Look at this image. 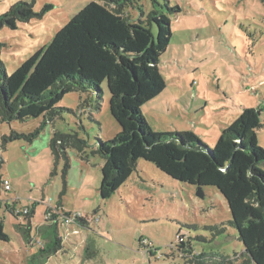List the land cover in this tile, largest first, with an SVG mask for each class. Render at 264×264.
<instances>
[{
  "label": "rangeland",
  "instance_id": "obj_1",
  "mask_svg": "<svg viewBox=\"0 0 264 264\" xmlns=\"http://www.w3.org/2000/svg\"><path fill=\"white\" fill-rule=\"evenodd\" d=\"M26 1L0 0V16ZM92 1L35 0V12L45 5L53 9L16 31L0 30V61L6 73L15 71L19 59L24 62L48 45ZM168 3L172 12L163 10L172 36L159 64L166 88L141 109L149 129L154 134L192 133L213 149L235 113L243 107L258 108L262 127L257 145L264 150V84L259 85L264 81V5L258 0ZM141 5L146 13L151 10L149 0H141ZM102 90L99 107L87 94L65 95L58 107L69 112L47 124L32 143L20 140L1 148L2 137L12 131L29 134L42 118L0 123V178L10 186L9 192L0 186V264H27L44 243L39 229L53 223L62 246L46 264H243L244 249L235 231L224 226L223 235L216 236L209 230L222 228L231 218L225 199L214 188L202 189L200 197L197 188L175 182L139 160L127 182L110 199H100L103 161L89 152L95 139L112 140L119 132L109 112L106 86ZM54 132H76L88 145L87 159L67 150L70 170L64 194L63 160L54 164L49 150ZM25 210H33V216ZM66 213L81 216L87 225L65 224ZM27 225L30 243L23 238L22 226ZM180 236L187 245L182 249Z\"/></svg>",
  "mask_w": 264,
  "mask_h": 264
},
{
  "label": "trees",
  "instance_id": "obj_2",
  "mask_svg": "<svg viewBox=\"0 0 264 264\" xmlns=\"http://www.w3.org/2000/svg\"><path fill=\"white\" fill-rule=\"evenodd\" d=\"M149 1L151 10L146 13L141 0H94L11 75L0 61V123H24L42 118L40 125L29 134L12 131L2 137L1 148L20 140L32 143L47 124H53L62 113L69 112L58 107L69 93L87 94L99 107L102 87L106 86L109 112L119 132L112 140L95 139L89 152L103 161L100 199H110L131 177L139 160L152 164L175 182L200 190L214 188L225 199L231 218L220 225L222 228L216 226L209 230L220 236L225 232L224 226L233 229L244 249L243 264H264V171L261 169L264 150L257 145V131L262 127L260 109L244 108L221 131L213 149L192 133H152L141 109L166 88L159 64L169 47L172 32L169 16L163 9L169 13L172 10L168 0ZM258 1L264 5V0ZM34 6L35 0H27L10 7L0 16V30L16 31L20 24L39 20L53 9L45 5L37 13ZM88 97L85 106L90 101ZM87 148L85 140L76 132L52 134L49 150L54 164L63 160L62 194L70 170L67 150L72 149L87 159ZM33 213L29 210L26 215L32 217ZM74 220L81 226L87 225L80 216ZM22 228H26L23 238L30 243V226ZM39 232L44 243L27 258V264H46L61 249L57 223ZM179 238L182 249L187 245L183 243V236Z\"/></svg>",
  "mask_w": 264,
  "mask_h": 264
},
{
  "label": "built area",
  "instance_id": "obj_3",
  "mask_svg": "<svg viewBox=\"0 0 264 264\" xmlns=\"http://www.w3.org/2000/svg\"><path fill=\"white\" fill-rule=\"evenodd\" d=\"M3 188L5 190V192H9L10 190V186H9V183L7 181H3ZM50 210V209H49ZM51 211V210H50ZM50 211L46 214V219L48 220V214H50ZM27 213V210H25V214ZM75 216H79V215H72V216H68L66 217L67 219L65 220V224H71L72 221H75L74 220V217ZM81 217V216H80Z\"/></svg>",
  "mask_w": 264,
  "mask_h": 264
},
{
  "label": "crops",
  "instance_id": "obj_4",
  "mask_svg": "<svg viewBox=\"0 0 264 264\" xmlns=\"http://www.w3.org/2000/svg\"><path fill=\"white\" fill-rule=\"evenodd\" d=\"M38 50H39V49H38ZM35 52H36V51H34V53H35ZM34 53H32V54L30 53L31 56H32ZM28 58H29V57H28ZM28 58H27V59H28ZM27 59H26V60H27ZM21 62H22V58L19 59V62L17 63V65H15L14 68L17 69V68L20 66ZM16 69H15V70H16ZM263 84H264V81L259 83L260 86L263 85ZM253 88H254V87H252V89H253ZM162 94H163V93H162ZM160 96H161V95H160ZM160 96H159V97H160ZM159 97H158V98H159ZM158 98H157V99H158ZM154 101H156V99H155ZM150 103H151V102H150ZM147 105H148V104H147ZM145 106H146V105H145ZM244 108H245V107H243L242 110H243ZM241 112H242V111L235 113L234 121L239 117V115H240Z\"/></svg>",
  "mask_w": 264,
  "mask_h": 264
},
{
  "label": "water",
  "instance_id": "obj_5",
  "mask_svg": "<svg viewBox=\"0 0 264 264\" xmlns=\"http://www.w3.org/2000/svg\"><path fill=\"white\" fill-rule=\"evenodd\" d=\"M198 190V196L202 197V191L200 189H197Z\"/></svg>",
  "mask_w": 264,
  "mask_h": 264
}]
</instances>
